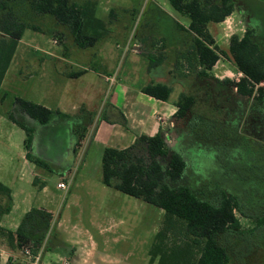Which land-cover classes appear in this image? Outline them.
Wrapping results in <instances>:
<instances>
[{
    "label": "rangeland",
    "instance_id": "1",
    "mask_svg": "<svg viewBox=\"0 0 264 264\" xmlns=\"http://www.w3.org/2000/svg\"><path fill=\"white\" fill-rule=\"evenodd\" d=\"M152 1L158 3L162 10L165 9L173 13L180 21H189L187 16L178 14L171 7L169 0ZM152 1L149 4H152ZM96 2L98 3V0ZM145 2L146 0H117L116 4L123 6V9L128 8V12H138L139 15L134 23H131L129 15L119 8L116 9L118 17L115 18L112 15L116 19L115 21H105L108 36L102 42L105 45H112L117 54L123 50V47L129 49L133 46L135 42L133 39L134 31L136 28L138 29V26L140 28V25H138L140 18H142V24L153 22V27L161 30V32L170 27L169 18L163 12L155 11L152 14L147 13L143 16L140 7ZM241 2H244L247 8L252 11L254 19L260 20L261 25H263L264 0H241ZM105 10H107V7ZM101 13H103V10L98 7L96 14L100 18ZM223 21V23H209L208 25L209 30L218 42V47L227 53V56H220L219 61L210 70L209 77L212 80L219 81V83L228 80L229 85L221 86L222 90L225 91L221 95L215 94V92L214 94H206L200 88V81L197 82L190 78L196 75L198 69L193 71L189 67L190 63L193 64L192 55L190 51L188 52L193 35H189L185 48L180 52L179 58L181 61L178 65V69L185 75L184 77L188 76V78L184 79L180 85L178 83L173 85L171 99L177 97L178 91L179 94L185 93L193 97L195 104L192 105L191 111L187 112V115L191 116V120L176 118L168 140L164 139L169 154L172 152L179 153L186 164L185 172L179 181L180 184L194 187L202 196L213 202L217 201L221 191L235 196L239 210L235 209L234 212L240 221L239 231L241 232L239 234L232 232L222 238L221 243L225 246L230 259L228 264H264V222L259 220L264 216V142L259 140L264 138V133L259 132L260 129H264V125L258 123L257 128L253 127L254 129L250 125L253 118L257 120L254 116L258 117L263 114L264 120V111L260 112L264 109V97L258 103L248 96H238L237 101L239 104H236L234 100H225V96L226 99L230 96V84L243 77V74H239L228 54L229 39L232 35L240 38L244 34L246 25L235 9L231 17H226ZM38 23L44 30H51L50 34L48 36L31 30L24 32L21 43L18 44L7 69L6 77H8V81L4 87L7 95L0 104V112L2 109H9L10 104L16 97L27 96L28 92L34 89L44 88L42 90L44 92L47 85L50 84L49 82L54 83L59 90L70 87L72 91L76 89L73 92L75 94L74 98L71 94L66 98L61 97L60 94L61 99H63V108L67 111H72L75 108L77 93L80 94L81 99L85 97L84 103L87 108L78 107L71 117L72 121L64 120L62 126L51 127L46 133L43 131L40 134L39 140L48 144L49 153L53 157L58 148L64 144L62 137L65 134V128H67L68 135H70L68 130L74 124V127H77L79 131L86 127L85 137L91 134L94 129V120L97 115L98 117L102 116V108L104 109V103L109 100L112 87H108L107 83H104L99 75L94 72H87L84 75L86 78L82 76L81 79L62 78L55 74V68H58L59 64L54 63V61L51 62V59L47 57L36 67L32 62L33 59L26 58L23 62L18 61L20 54L16 57L17 51L23 47L35 46L36 49H32L34 54L44 57L47 56L49 50L60 52V47L56 45L67 46L65 55H72V57L66 59L68 63L63 66L67 70H79L80 67L75 65L76 60H85L84 57L78 55L79 53L70 52L72 48L80 52L81 49L74 45L68 30L54 27L49 19L41 18ZM31 36L36 37L37 41L32 40ZM253 38L257 40V34ZM259 43L261 44L260 47L263 48L261 40H259ZM147 64H149L148 60L144 68L149 71L150 76L156 77L163 74L164 68L158 65L155 66V64L149 68ZM29 71H33L35 74L33 81L25 82L23 76L28 75ZM110 76L107 75V77ZM90 78L97 80V82L92 85L89 84L87 80ZM124 80L122 82L126 87L136 88L140 84V81L136 82L133 76ZM259 87L264 88V82L255 86V88ZM35 97L38 96L35 95ZM54 99L55 94L51 93L50 99L44 102L47 101L53 104ZM77 105H80V103L78 102ZM88 105H90L89 108ZM9 112L22 123L28 124V121L24 119L23 114H20L21 111L17 108ZM197 115L202 117V119H199L200 122H198L197 127L194 124L191 126L192 128L187 127L188 122H191ZM195 128L196 134H192ZM24 136V131L19 126L13 125L7 119L0 122V170L10 174V183L29 190L33 188L31 182L29 184L24 183L25 178L29 176L27 164H25L22 156ZM82 151L83 149L80 148L79 152ZM38 152L41 151L38 150ZM138 153L141 154L142 152L139 150ZM86 157H90L91 161L90 169L86 170L87 172L81 168L82 161ZM168 157L169 155L160 158L161 162L163 164L167 163ZM55 159L60 160V157L57 155ZM55 165L59 168H68L67 163L57 162ZM70 166L71 173L67 178V183L70 180V184L66 192L56 188L58 178L56 173L46 176L47 187L52 193L49 195L53 199L50 208L54 209L55 213L64 212L65 217L71 220V224L73 223V217L77 215L79 223L88 227L95 237H99L98 229L107 228L106 235L117 237L120 241L116 245L109 244L112 248L110 250L114 248L117 250V247L125 246L129 252L126 262L150 264L147 261L148 250L157 230L162 225L163 210L104 186L101 182V160L92 148L88 154L84 153V155L77 156L76 159L73 158ZM63 181L66 182V180ZM99 190L107 192L96 194L93 203L86 201L85 196L87 193H98ZM109 193L113 194L110 196ZM67 204L68 207L66 208L65 205ZM65 224L69 223L65 222ZM253 227L255 228L250 229ZM67 255L66 246L57 245L55 248L43 250V261L50 259L52 264H60ZM143 258L145 259L143 260ZM12 263H15V261ZM6 264H8V261Z\"/></svg>",
    "mask_w": 264,
    "mask_h": 264
},
{
    "label": "trees",
    "instance_id": "2",
    "mask_svg": "<svg viewBox=\"0 0 264 264\" xmlns=\"http://www.w3.org/2000/svg\"><path fill=\"white\" fill-rule=\"evenodd\" d=\"M169 3L176 12L189 18L188 31L193 35L188 50L193 64L190 63L189 67L193 71L198 69V77L209 75L220 56H227V53L214 43L207 24L222 22L231 15L234 1L169 0ZM41 18L49 19L54 27L68 30L74 45L81 49L97 44L107 35L106 22L95 15L88 1L0 0V86L24 30L49 36L51 30H44L38 23ZM228 54L236 69L243 74L235 83L238 93L263 99L264 88L255 86L264 81V51L251 40L250 33L247 32L240 38L232 35ZM147 59L149 68L163 61L162 56L153 54H148ZM174 73L178 78L185 76L178 65L174 68ZM140 91L155 99L167 101L172 87L162 82H150L142 86ZM15 102L41 125L48 124L55 116L70 118L60 111L50 110L20 97H16ZM193 104V97L180 93L175 103V115L183 117ZM9 119L24 131L26 158L46 167L44 162L30 152L32 127L16 120L11 114ZM199 119L202 117L198 115L192 119L195 127L200 122ZM85 130L86 127L82 131L75 127V147H80L85 141ZM195 130L196 128L192 134H196ZM139 150L141 154L138 153ZM168 155L167 163L163 164L160 158ZM185 168L186 164L179 153L169 154L162 132L159 131L153 136H139L124 149L105 147L101 155V182L163 210L162 225L148 250L149 261L156 260L158 264H228L229 255L221 241L226 234L241 232L240 221L234 212L235 209L239 210L236 198L233 194L221 191L217 201L213 202L194 187L180 184ZM10 207V189L0 182V220L3 214L9 212ZM51 219V213L43 208L33 207L25 213L15 231L0 225V239L11 249L29 246L35 252L43 242L42 233L50 225ZM259 220L264 222V216ZM8 264L16 263L9 259Z\"/></svg>",
    "mask_w": 264,
    "mask_h": 264
},
{
    "label": "crops",
    "instance_id": "3",
    "mask_svg": "<svg viewBox=\"0 0 264 264\" xmlns=\"http://www.w3.org/2000/svg\"><path fill=\"white\" fill-rule=\"evenodd\" d=\"M71 1H75L78 3L88 1V3L92 6L96 16V10L98 9V7L102 8L103 13H101V18L98 16L97 17L106 22H113L116 20L115 18L118 17L116 9L118 8L129 15L131 23H134V21H136L137 19V16L139 15L137 11L130 13L127 11L128 8L123 9V6H118L116 4L117 0H98V3L96 2V0ZM150 1L152 0H146V2L143 3V5H141L140 7L143 16L145 14L147 15V13L152 14L155 11L163 12L169 18L170 27L164 29L167 31L163 30L161 32V30L153 27V22L150 24H147L146 22L142 24V18H140V21L138 23V25H140V28L138 26V29H135L133 37L135 42H138L141 46L140 51L137 53L131 51L130 48L127 49L123 47V50L119 54H117L116 49H114L112 45H105L104 42H102L104 40H101L91 47L84 49L80 48L81 52L76 51V49H73L70 46L72 48L70 49V52L73 51L75 53H79L78 55L84 57L85 59L84 61L76 60L75 65L77 67H80L79 70L76 71L67 70L65 67H63L66 63H68L66 59L70 56L72 57V55H65V51L67 48V46L65 45L55 44L57 47H60L61 51L59 52L58 50H49V52H47V56L44 57L36 56L34 54L32 49H36L35 46H26L25 48L23 47L19 51H17L16 54V57L18 54H20V59L18 61L21 62H23L26 58H30V60L33 59L32 62L34 63L35 67L41 64L44 61L45 57H47L51 59V62L54 61V63L60 65V67L58 65V68H55V74L66 79H81L82 76L86 78L84 75L87 74V72H94L95 74L99 75V78L102 79L104 83H107L108 87H112V93H110L109 100L107 103H104V109L102 108V116H96L94 120V129L92 130L91 134L85 137V141L83 142V144L78 148L75 147L74 124L70 128V130H68V133L70 135L67 134V128H65V134L62 137L64 140V144H62L58 148L53 157L49 153L48 144H45L42 140H39L40 134L43 131L46 133L47 130L51 127L62 126L64 124V120L72 121L71 117L73 113L77 111L78 107L87 108L84 103L85 97L81 99L79 93L76 94V105L72 111H67L65 108H63V99H61V97L64 96L63 98H66L67 96H69V94H71V96H73L74 98L75 94L73 92L76 91V89L72 91V88L70 87L59 90L54 83L49 82L50 84L47 85L44 92L42 91L44 88L34 89L31 92H28L29 94L27 96H19L20 98L32 101L36 104H40L50 110L60 111L64 114H67L70 116V119H64L55 116L48 124L41 125L21 110L19 104L15 102V98L14 101L10 104L11 106H9V109L7 108L8 110L2 109L0 112V122H2L3 119H7L13 125H16L11 119H9V111H12L14 108H17V110L21 111L20 114H23L24 119L28 121V124H24L32 127L33 129V138L30 152L33 154V156L39 158L47 165L46 167H44L29 161L25 156L26 150L23 146L22 156L25 164H27V172L29 175L25 178L24 183L29 184L31 182L30 184L33 187L29 190L20 188L14 183H10V174L4 172L3 170H0V182L10 189L11 195L10 210L8 213L3 214L0 220V225L7 230L15 231L21 223L25 213L30 211L31 208L37 207L45 209L47 212L51 213L52 219L46 231H43L42 233L44 235V238L41 246H43V250L47 248H55L57 245L66 246L68 255L63 259L68 260L70 264L133 263L126 262V259L128 258L127 254L129 252L127 251L125 246L117 247V250H115V248L113 250H110L112 248H110L109 244L116 245L120 241L117 237H109L108 235H106L107 228L98 229L99 237H95L91 234L88 227L79 223L77 215L73 217V223L71 224V220L65 217L64 212L60 211L58 213H55L54 209L50 208V204L53 199H51L49 195L52 193L47 187L46 176L48 174L56 173L58 178L55 186L60 190V188L57 187V183L61 180H66L67 182V178L71 173L70 164L73 158L76 159L77 156H80L82 154L84 155V153L88 154V152H90L92 148V150H95V154L97 155V157L101 160L102 151L105 147L124 149L133 144V142L139 136H153L159 131L162 132L163 137L168 140L169 133L174 128L173 125L175 119H181L175 115L177 111V106L175 105V103L179 92L177 91V97L174 99H171V95L174 89L173 85H175V83H178L180 85L183 83L184 79L188 78V76L178 78L174 73V68L176 67V65L180 64V52L181 50H183V48H185V44L187 43L189 35L192 36L188 31L189 21H180L173 13H170L165 9L162 10V7L158 3H154V1H152V4H149ZM106 7L107 10H105ZM112 15L115 18H113ZM231 15H229L228 17H231ZM223 22L224 21L219 23ZM208 25L209 23L207 24V29L211 34L214 43L217 45L218 42L212 32L209 30ZM59 28L61 29V27ZM26 30H24V32ZM107 36L108 35H106L105 37ZM31 39L35 42L37 41V38L34 36H31ZM19 43H21V39L19 40ZM34 45H36V43H34ZM148 54L160 55L163 57L162 63L158 65L159 67L164 68L162 75L152 77L149 75V71L144 68L145 63L148 60L146 58ZM218 61L219 60H217V62ZM127 65L129 68L127 67ZM79 71L83 72L78 75L77 72ZM6 74L7 71L0 86V104H2L7 95L4 88L8 81V77H6ZM34 75L35 74L33 71H29L28 75L23 76L25 82H29L31 80L33 81ZM107 75H111L113 77V81L111 83L105 80ZM131 76L135 78L136 82L140 81V84L136 88L126 87V85H124L122 82L125 81L124 79ZM190 78H193L196 81L201 77L194 75ZM92 80L93 79L90 78L87 80V82L91 85L97 82V80ZM150 82H162L171 85L172 92L167 101L155 99L140 91V88L142 86ZM47 89L49 91L48 94ZM51 93L55 94L53 104H50V102L47 101L44 102L45 100L50 99ZM35 95L38 97L36 98ZM78 102L80 103V105H77ZM89 106L90 105H88V108ZM13 117L18 120L17 117ZM80 148L81 150L83 149L81 153L79 152ZM38 150L41 152H38ZM57 155L58 157H60V160L55 159V156L57 158ZM57 162L67 163L68 168L66 169L57 167L55 165ZM90 162V157H86L83 159L81 165L83 171L90 169ZM67 184L69 187L70 180ZM97 192L98 193H87L85 196L86 201L93 203V199L96 194H100L101 192L106 193L107 191L99 190ZM115 192L119 191L115 190ZM109 194L111 196L113 193ZM70 203L75 204L77 202ZM65 207L67 208L68 204L65 205ZM65 222H68L69 224H65ZM47 236L48 238H46ZM1 246L3 247L0 248L1 264H6L9 259L11 260V262L15 261L16 264L24 263V257L21 251L22 248L11 249L7 247L6 243L2 239H0V247ZM144 259L145 258H143V260ZM147 261L150 264L157 262L156 260H154L153 262L149 261V254L147 256ZM39 264H52V261L50 259L43 261L42 252Z\"/></svg>",
    "mask_w": 264,
    "mask_h": 264
},
{
    "label": "flooded vegetation",
    "instance_id": "4",
    "mask_svg": "<svg viewBox=\"0 0 264 264\" xmlns=\"http://www.w3.org/2000/svg\"><path fill=\"white\" fill-rule=\"evenodd\" d=\"M233 1H234V8H235V10L237 11V13L240 14V16L243 19V22L246 25V29L244 31V34L247 33V32H249L250 33V36H251V40L259 46L260 50L264 51V47L261 48L260 47L261 44L259 43V40H261L262 41V45L264 46V24L261 25V21L260 20H255L254 19L252 11L247 8V6L244 4V2H241V0H233ZM256 34H257V40H255L253 38L254 35H256ZM198 80L200 81V83H199L200 84V88L206 94H214V92H215V94H218V95L220 94L221 95V93H225V91L222 90L223 88L221 86L229 85V81L223 80V81H220V83H219V81H217V80H212L209 77V75H207L205 77H201V79L199 78L196 81L199 82ZM214 81H215V84H214ZM238 81L239 80H237L236 82H238ZM235 83L230 84V87H229V89H230L229 95L230 96L228 97V99L229 98L230 99L229 100L226 99V96H225V100L226 101L234 100V102H236V104L237 103L239 104V102L237 101L238 100L237 98H238V96L241 97L243 95H241V94L238 93L237 87H236ZM248 97H251V99L253 101L256 100V103H258V102H260V101L263 100V99H261V100L256 99L255 96H253V95L252 96H248ZM191 109H192V107H189L186 110L185 115L183 117H179V118H184L185 120H187V121L189 120L190 121L191 120V116L190 115H187V112L188 111H191ZM263 111H264V109H262L260 112H263ZM254 117H256L257 120L254 119V118L252 119V122L250 123L252 129L257 128L258 123L259 124H262L263 123V125H264L263 114H261V116H258V117L257 116H254ZM192 121L191 122H188V125H186V126L187 127H191L193 125L192 124ZM259 132H263L264 133V129L263 128L260 129ZM259 140H261L262 142H264V138L263 139H259Z\"/></svg>",
    "mask_w": 264,
    "mask_h": 264
},
{
    "label": "built area",
    "instance_id": "5",
    "mask_svg": "<svg viewBox=\"0 0 264 264\" xmlns=\"http://www.w3.org/2000/svg\"><path fill=\"white\" fill-rule=\"evenodd\" d=\"M140 48H141L140 44L138 42H134L133 46L130 48V50L137 53L140 51ZM239 74L242 75L241 72H239ZM105 80L111 83L113 81V77L112 76L106 77ZM263 82L264 81L260 82L258 85L262 84ZM57 187L66 191L68 188V184H67V182L61 180L57 183ZM21 251H22V255L24 257V263L23 264H39L40 259H41V255L43 252V246H40L38 248V250H36L35 252H32V250L29 246H23ZM61 264H70V263L68 260L63 259L61 261Z\"/></svg>",
    "mask_w": 264,
    "mask_h": 264
}]
</instances>
